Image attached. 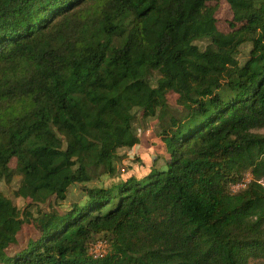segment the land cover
<instances>
[{
    "label": "trees",
    "instance_id": "1",
    "mask_svg": "<svg viewBox=\"0 0 264 264\" xmlns=\"http://www.w3.org/2000/svg\"><path fill=\"white\" fill-rule=\"evenodd\" d=\"M220 1L0 0V264H264V0Z\"/></svg>",
    "mask_w": 264,
    "mask_h": 264
},
{
    "label": "rangeland",
    "instance_id": "2",
    "mask_svg": "<svg viewBox=\"0 0 264 264\" xmlns=\"http://www.w3.org/2000/svg\"><path fill=\"white\" fill-rule=\"evenodd\" d=\"M216 17H217V21H218L217 24H218L219 29L223 32H229L231 30V22L233 21V10H232L230 4L226 0H221L219 2ZM249 50H250V45H245L242 49V53L240 55V58L244 59L247 56ZM168 99H169V102L173 106L177 105L178 95L176 93H170L168 96ZM137 114H138V119H137L136 125L138 127L142 126V128L144 126L146 128V130H145L146 133H145V137H142L143 145L141 146L140 150H134V152L131 154L132 156H126V158L124 157V160L122 162L121 167L126 168V170H128V168L130 166H132V163H133V162L127 160L128 158L135 157L136 160L134 162L137 165V163H141V160H142L141 157H146L147 160H151L152 153L155 152L152 150V149H155L154 144H153L155 139L153 138L152 134H153V131H154V128H155L157 121L155 119L145 120L144 118H142L143 113L141 111H138ZM262 132H264V129L262 130ZM121 154H127V152L125 153L124 151H122ZM137 158H139V159H137ZM164 163H165V160L163 157H161L156 162V165H163ZM11 165L13 167L16 166L15 160L12 161ZM111 180L109 178H107L106 183L109 184L111 182ZM19 181H20V177L16 176L11 184H7L5 182H0V189L8 197L12 198L14 203L18 207L24 208L27 205V203H29L30 201H28V200L25 201L21 197H17L14 194L15 189L19 185ZM82 192H83V190H82L81 186L72 187L71 192L69 194L70 200H73L75 198L77 199L79 196L82 195ZM39 207L48 208V205L42 204V205H39L38 207L34 206V208H32V209L34 212H36ZM37 236H38V230L35 227V225L31 222H27V223H25L22 231L19 234L20 244L26 242L28 240V238H30V237H37ZM17 247L18 246H12V249H15Z\"/></svg>",
    "mask_w": 264,
    "mask_h": 264
},
{
    "label": "built area",
    "instance_id": "3",
    "mask_svg": "<svg viewBox=\"0 0 264 264\" xmlns=\"http://www.w3.org/2000/svg\"><path fill=\"white\" fill-rule=\"evenodd\" d=\"M254 176L251 171L244 174L240 181L233 183L231 189L233 192H238L248 187L249 183L253 180ZM109 248L108 240L103 235L97 236L96 239L89 244V254L94 259H99L104 257Z\"/></svg>",
    "mask_w": 264,
    "mask_h": 264
}]
</instances>
